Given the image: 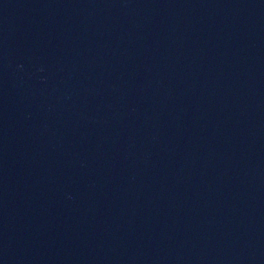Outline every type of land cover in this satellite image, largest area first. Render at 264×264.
<instances>
[{
    "label": "water",
    "instance_id": "1",
    "mask_svg": "<svg viewBox=\"0 0 264 264\" xmlns=\"http://www.w3.org/2000/svg\"><path fill=\"white\" fill-rule=\"evenodd\" d=\"M0 264H264V0H0Z\"/></svg>",
    "mask_w": 264,
    "mask_h": 264
}]
</instances>
